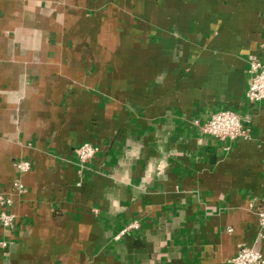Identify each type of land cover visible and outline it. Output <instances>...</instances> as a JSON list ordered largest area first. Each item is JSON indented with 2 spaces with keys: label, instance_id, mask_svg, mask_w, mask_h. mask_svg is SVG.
<instances>
[{
  "label": "crops",
  "instance_id": "0c3cea01",
  "mask_svg": "<svg viewBox=\"0 0 264 264\" xmlns=\"http://www.w3.org/2000/svg\"><path fill=\"white\" fill-rule=\"evenodd\" d=\"M253 60L264 61V0H0V196L15 217L0 226V264L264 255ZM220 111L245 121V139L194 126ZM83 143L98 152L80 167Z\"/></svg>",
  "mask_w": 264,
  "mask_h": 264
},
{
  "label": "built area",
  "instance_id": "2783aa9c",
  "mask_svg": "<svg viewBox=\"0 0 264 264\" xmlns=\"http://www.w3.org/2000/svg\"><path fill=\"white\" fill-rule=\"evenodd\" d=\"M249 83L245 91V98L249 103H264V61L253 60L249 63L248 68ZM245 121L240 119L238 115L231 111H220L214 113L204 122L194 120L193 124L199 132L205 136L212 137L222 143H232L237 139H245L247 130L244 126ZM98 152V148L89 144L83 143L75 149V155L80 167H83L90 162ZM31 165L26 160H21L15 165V170L18 178L12 181L11 187L14 192L20 194L24 187L19 181V177L30 171ZM11 205L9 197L0 196V226L4 230L12 228L15 223V217L12 213L6 212L4 208ZM257 221L260 227H264V197H262L261 208L257 213ZM138 222L133 221L126 225L114 236V240H119L126 233L137 230ZM3 248L5 242H0ZM228 264H264V255L258 250L249 247L241 248L234 255Z\"/></svg>",
  "mask_w": 264,
  "mask_h": 264
}]
</instances>
